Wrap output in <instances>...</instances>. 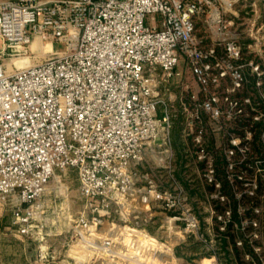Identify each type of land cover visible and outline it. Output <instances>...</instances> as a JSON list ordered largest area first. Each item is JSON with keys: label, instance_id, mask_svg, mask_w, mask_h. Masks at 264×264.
Masks as SVG:
<instances>
[{"label": "built area", "instance_id": "1", "mask_svg": "<svg viewBox=\"0 0 264 264\" xmlns=\"http://www.w3.org/2000/svg\"><path fill=\"white\" fill-rule=\"evenodd\" d=\"M250 1L264 0H0V201L12 204L22 234L35 221L42 233L48 185L75 169L85 209L72 231L82 259L179 264L187 236L206 242L177 176L170 101L180 79L185 167L194 164L224 205L213 210L214 236L231 227L243 233L237 247L262 255L263 209L254 205L258 217L239 223L231 205L233 195L257 196L264 181V68L244 58L238 29V6ZM202 20L208 40L197 34ZM207 118L227 135L221 154L208 143ZM148 154L154 165L144 170ZM160 214L165 239L144 227Z\"/></svg>", "mask_w": 264, "mask_h": 264}, {"label": "rangeland", "instance_id": "2", "mask_svg": "<svg viewBox=\"0 0 264 264\" xmlns=\"http://www.w3.org/2000/svg\"><path fill=\"white\" fill-rule=\"evenodd\" d=\"M240 15V24L238 29L243 33L244 43V58L253 59L255 62H260L264 68V1H259L256 4L253 1L241 3L237 9ZM257 19L256 27L252 36H248V30L252 27V23ZM262 27L260 32L257 28ZM197 34L208 40V31L206 30L205 22L199 21L197 24ZM57 49H63L62 43L56 44ZM34 62V58H31ZM180 69L186 68L185 62H181ZM194 81L187 69L185 80ZM181 80L176 79L172 83V100L170 107L174 115V129H176L178 137L177 152V176L181 179L187 190V200L191 207L196 211L202 221L204 231L207 235V241L201 242L193 236H187L184 243L177 245V258L179 264H255L246 258V252L241 249L242 260H235L233 256V248L231 243L229 249L232 251L230 256L234 258L230 260L225 247L221 244V235L219 238L214 236V228L217 227L215 214L213 210L222 211L224 205L217 203L211 198L210 188L206 185L202 175L198 173V169L194 164L190 168H186L184 140L182 137V129L185 124V117L180 107L181 96ZM251 91H253L251 89ZM243 94V93H242ZM161 113V111H160ZM208 125L207 140L212 149L222 153V146L226 142L227 135L223 131H215L212 128V121L206 119ZM239 133V131H235ZM182 142V143H181ZM221 157V156H220ZM147 161L142 169L148 170L153 164V159L150 154L146 157ZM260 203L257 205L263 209L261 217L264 219V181L260 192ZM46 205L44 208L46 219L44 220L45 227L40 232L42 225L36 221L33 222L36 226L29 234L20 232V225L16 221L13 206L10 202L0 201V264H102L101 260L92 258L84 260L81 256L85 253L80 243L75 241L73 236L72 226L73 220L85 209L84 200L79 194V180L75 169H68L65 172H58L56 178H53L48 185V192L45 196ZM235 200H243L246 205L249 201L246 194L238 199L234 195L231 197V205L234 207ZM242 203V204H244ZM239 208V206H238ZM159 212L162 209H158ZM215 210V211H216ZM163 214V213H162ZM158 215L154 222L144 224L146 230L157 238H166V229L162 226L163 215ZM146 215H140L141 222L145 223ZM39 225V226H38ZM110 225H106L107 229ZM232 236L241 238L240 231L229 227ZM44 235V239L42 236ZM230 242V241H229ZM257 245L263 248L262 258L264 259V233L257 240ZM214 247V250L211 248ZM41 250L46 253V258L41 260ZM216 251V255L214 254ZM88 254V251H85ZM245 253V254H244ZM92 258V259H91ZM261 258V259H262ZM88 261V262H87ZM154 261V260H152ZM148 264H159V262H151L147 259ZM264 264V260L262 261ZM257 264V263H256Z\"/></svg>", "mask_w": 264, "mask_h": 264}, {"label": "trees", "instance_id": "3", "mask_svg": "<svg viewBox=\"0 0 264 264\" xmlns=\"http://www.w3.org/2000/svg\"><path fill=\"white\" fill-rule=\"evenodd\" d=\"M260 128H261V123L257 122L256 125H255L256 133H255V138H254V141H253V152L255 154H259V155L262 154V152H263L262 145H261V142L259 140V130H260ZM176 132H177L176 129H174V131H173V142H174L175 147L178 146V137H177V133ZM262 187H263V183L261 184V189L259 190L257 196H249V195L246 194V197H247L248 201L250 202L248 206L246 205L247 203L243 202V200H241L239 202H238V200H235L236 202L234 204V207L232 206V208H233V216H234L235 221L241 223L243 218L258 217L254 213L253 206L254 205H258L260 203V196L259 195H260V192L262 190ZM242 203H244V204H242ZM239 204L245 206V208H246V210H245L243 215H241L239 210H238ZM262 221L264 222V219H262ZM216 229L218 230V225H217ZM230 232H231V230L229 228V230L226 233L221 234V239H220V240H222L221 244L225 247L227 254H229L228 258H230L231 261L234 259V258H232L230 256L232 251L229 249V245L231 243V246L233 248V256L235 257V260L236 259L237 260H239V259L242 260V255H241L240 252H241V249H244V251L246 253L249 252V253H251L253 255L255 261L257 262V264H262L261 256L256 254L254 249L251 248L248 243L245 244L244 248L237 247L236 246V237L232 236L233 234H231ZM240 235L243 236V233L240 232Z\"/></svg>", "mask_w": 264, "mask_h": 264}, {"label": "bare ground", "instance_id": "4", "mask_svg": "<svg viewBox=\"0 0 264 264\" xmlns=\"http://www.w3.org/2000/svg\"><path fill=\"white\" fill-rule=\"evenodd\" d=\"M29 63H30L29 60H18V61H17V64H18L19 66L27 65V64H29Z\"/></svg>", "mask_w": 264, "mask_h": 264}, {"label": "crops", "instance_id": "5", "mask_svg": "<svg viewBox=\"0 0 264 264\" xmlns=\"http://www.w3.org/2000/svg\"><path fill=\"white\" fill-rule=\"evenodd\" d=\"M199 264H201V263H199ZM214 264V263H213Z\"/></svg>", "mask_w": 264, "mask_h": 264}]
</instances>
